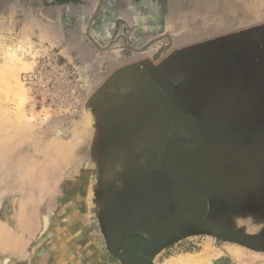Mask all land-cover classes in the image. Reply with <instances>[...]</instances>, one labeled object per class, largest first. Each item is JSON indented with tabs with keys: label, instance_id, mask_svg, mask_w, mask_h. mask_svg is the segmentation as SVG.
Returning a JSON list of instances; mask_svg holds the SVG:
<instances>
[{
	"label": "rangeland",
	"instance_id": "rangeland-1",
	"mask_svg": "<svg viewBox=\"0 0 264 264\" xmlns=\"http://www.w3.org/2000/svg\"><path fill=\"white\" fill-rule=\"evenodd\" d=\"M162 1L168 33L123 29L113 48L153 42L120 58L63 57L0 23V264H165L205 248L210 264H264V106L207 115L191 145L198 130L150 97L112 128L114 106L135 98L103 95L117 70L159 49L156 63L251 31L264 49V0Z\"/></svg>",
	"mask_w": 264,
	"mask_h": 264
},
{
	"label": "flooded vegetation",
	"instance_id": "flooded-vegetation-1",
	"mask_svg": "<svg viewBox=\"0 0 264 264\" xmlns=\"http://www.w3.org/2000/svg\"><path fill=\"white\" fill-rule=\"evenodd\" d=\"M254 40L252 31L229 33L174 50L157 63L152 58L160 56L159 50L144 62L121 67L108 80L103 95L135 99L114 106L111 127L121 122L124 112L133 110L135 102L150 97L164 106L170 118L182 119L189 131L198 130L197 139L190 143L197 145L205 137L207 115L220 110L242 115L261 112L264 105L252 103L255 99L264 102V49Z\"/></svg>",
	"mask_w": 264,
	"mask_h": 264
},
{
	"label": "crops",
	"instance_id": "crops-1",
	"mask_svg": "<svg viewBox=\"0 0 264 264\" xmlns=\"http://www.w3.org/2000/svg\"><path fill=\"white\" fill-rule=\"evenodd\" d=\"M162 2L0 0V23L19 27V34L24 40L36 38L41 45L59 50L63 57L69 54L76 59L86 53L98 54L94 42L100 46L109 44L125 34V30L140 36L143 34L146 38L167 34L171 24L165 15L168 10L160 12ZM171 33L174 34V31ZM183 42L184 37L179 36L176 48H180ZM101 65L105 66L106 63Z\"/></svg>",
	"mask_w": 264,
	"mask_h": 264
},
{
	"label": "bare ground",
	"instance_id": "bare-ground-1",
	"mask_svg": "<svg viewBox=\"0 0 264 264\" xmlns=\"http://www.w3.org/2000/svg\"><path fill=\"white\" fill-rule=\"evenodd\" d=\"M121 84V83H120ZM216 254L210 248H205L200 252H186L173 257L165 264H210Z\"/></svg>",
	"mask_w": 264,
	"mask_h": 264
},
{
	"label": "water",
	"instance_id": "water-1",
	"mask_svg": "<svg viewBox=\"0 0 264 264\" xmlns=\"http://www.w3.org/2000/svg\"><path fill=\"white\" fill-rule=\"evenodd\" d=\"M123 38L125 39L126 37L125 36H123ZM157 39H159V38H155V40H157ZM152 42H153V40H151V41H149L147 44H145L144 46H142L141 48H136V47H134V46H132V45H130V44H128L127 42H125V44H123V45H119V46H117L116 48L114 47H112V44H113V41L112 42H110L108 45H106V46H100V45H98V44H96V42H94V45L96 46V48L98 49V50H101V52L104 54L105 52H107L108 50H112V51H114V50H118V52H116L114 55H115V57L116 58H120V57H123V56H126V55H131L132 54V52H143V51H146V50H148V48H149V46L152 44ZM161 52H162V50L161 49H159V52H157L158 54L160 53L161 54ZM157 58H159V55L158 56H154L153 55V59H157ZM106 61V60H105ZM104 61V62H105ZM106 63V62H105ZM176 221V220H175ZM175 223V222H174Z\"/></svg>",
	"mask_w": 264,
	"mask_h": 264
}]
</instances>
